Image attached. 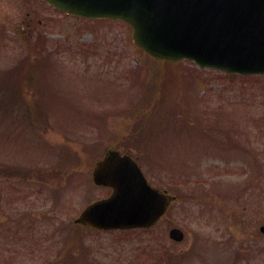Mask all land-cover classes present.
<instances>
[{
    "label": "rangeland",
    "instance_id": "1",
    "mask_svg": "<svg viewBox=\"0 0 264 264\" xmlns=\"http://www.w3.org/2000/svg\"><path fill=\"white\" fill-rule=\"evenodd\" d=\"M131 35L123 22L0 0V264L58 256L76 229L69 222L109 195L91 171L111 148L137 157L148 182L177 199L150 230L79 227L82 244L67 264L80 254L100 264H264V77L157 61ZM197 121L236 127L259 159L183 150L178 131ZM195 133L184 131V144L201 139ZM171 227L182 241L169 240Z\"/></svg>",
    "mask_w": 264,
    "mask_h": 264
},
{
    "label": "water",
    "instance_id": "2",
    "mask_svg": "<svg viewBox=\"0 0 264 264\" xmlns=\"http://www.w3.org/2000/svg\"><path fill=\"white\" fill-rule=\"evenodd\" d=\"M42 1L67 14L130 24L133 43L155 59H187L201 68L264 76V0ZM92 181L112 191L75 220L86 228L148 229L171 200L149 186L137 163L117 150L96 162ZM169 237L181 241L183 233L175 228Z\"/></svg>",
    "mask_w": 264,
    "mask_h": 264
},
{
    "label": "trees",
    "instance_id": "3",
    "mask_svg": "<svg viewBox=\"0 0 264 264\" xmlns=\"http://www.w3.org/2000/svg\"><path fill=\"white\" fill-rule=\"evenodd\" d=\"M23 80H24V78H23ZM31 80L32 79L30 78V75L28 74L26 81L29 82ZM15 107H16V105H15V101H14L10 108H12V110H13ZM209 120L213 121L214 119L209 118ZM195 124H196L195 127H191L187 131L189 132L191 129H194V131L198 132L199 134L200 133L208 134V135H204V141H206L208 144H212L214 147H216L218 149H221V150L225 149L227 152H229L232 150H244V149L249 148L247 143H245V142L242 143L240 141V138L242 136H244V134H243L244 132L242 133V131H240L236 127H216V126H214V123H212V124L208 123L209 127H200L201 124L198 121L195 122ZM238 126H240V125H238ZM39 131H44V130L40 129ZM181 131H183V130H180L178 132L180 133ZM248 143H250L249 140H248ZM249 149H251V148H249ZM0 167H1V165H0ZM261 167L264 168V164L261 165ZM8 175L12 176L14 174H8ZM37 175L38 174H34L33 176H29L28 174H25V175L19 174V176H23L26 179H30V180L33 178H36ZM75 236H77V234H75V235L73 234L74 238H75ZM73 237H72V240H73ZM69 242H71V241H69ZM70 244H72L74 248L73 249L68 248V250L66 249L67 252H66V250L62 251V254L59 256V258L61 257L60 259L64 258L66 260L65 261L63 260L60 264L70 263L72 258H74L76 256L75 251L78 249V247H77L78 241H73ZM75 247L77 248L76 250H74ZM161 262H162V260H161ZM83 264H100V263L95 258L92 261H91V259L87 258Z\"/></svg>",
    "mask_w": 264,
    "mask_h": 264
}]
</instances>
